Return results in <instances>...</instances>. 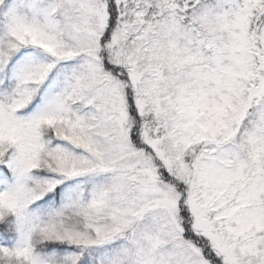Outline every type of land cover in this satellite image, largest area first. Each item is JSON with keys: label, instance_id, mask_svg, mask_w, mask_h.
I'll return each instance as SVG.
<instances>
[{"label": "snow or ice", "instance_id": "6c2138e0", "mask_svg": "<svg viewBox=\"0 0 264 264\" xmlns=\"http://www.w3.org/2000/svg\"><path fill=\"white\" fill-rule=\"evenodd\" d=\"M0 264H264V0H0Z\"/></svg>", "mask_w": 264, "mask_h": 264}]
</instances>
